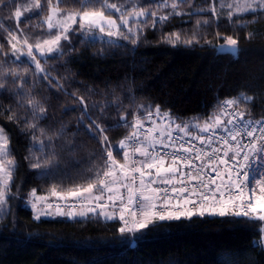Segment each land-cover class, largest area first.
<instances>
[{
    "label": "trees",
    "instance_id": "obj_1",
    "mask_svg": "<svg viewBox=\"0 0 264 264\" xmlns=\"http://www.w3.org/2000/svg\"><path fill=\"white\" fill-rule=\"evenodd\" d=\"M123 2L126 7L133 3L155 7L158 0ZM210 2L189 0L195 8H207ZM75 3L64 0L65 10L71 11ZM11 8L12 0L7 7H0V24L15 28L16 21L9 18ZM180 11L185 14L172 16L156 28L149 22L136 45L121 40L113 46L105 39L72 34L71 43L62 42V54H36L46 73H30L22 89L13 90L11 78L4 77L8 88L0 89V127L11 139L17 169L13 194L0 213V264H264L261 222L243 217L196 216L158 222L141 232L121 235L117 231L122 223L119 219L89 214L37 220L23 204L29 190L49 192L52 185H58L59 190L73 188L84 184L103 164L106 146L87 131L88 116H100V122L108 126L106 135L117 159H121L118 142L130 131L122 126L120 116L143 113L140 105L151 107L153 112L158 105L175 123L191 125L216 111L221 101L243 94L252 100L240 103L239 110L250 111L247 118L264 117V13H247L235 23L227 18L226 9L220 10L223 14L218 20L207 11H193L188 4ZM33 15L36 18L23 17L20 27L29 37L46 35L33 27L40 23L38 14ZM204 18L210 23L197 28L196 21ZM173 32L185 39L195 32L200 43L173 47L163 42L162 37ZM217 32L239 38L235 53L219 46L223 39H217ZM5 35L0 32V43L6 44ZM10 67L34 69L25 57L16 61L0 55V73ZM44 75L53 80L52 85ZM57 84L63 89L58 90ZM73 92L84 96L89 104L82 123V107L68 95ZM29 97L47 108L46 118L39 123L47 135L63 130L54 147L46 149L55 152V163L45 170L32 169L25 159L32 147L31 133L22 122L26 109L19 105ZM93 104L104 106L105 111L101 114L91 107ZM9 108L21 117L20 123L9 120Z\"/></svg>",
    "mask_w": 264,
    "mask_h": 264
},
{
    "label": "snow or ice",
    "instance_id": "obj_2",
    "mask_svg": "<svg viewBox=\"0 0 264 264\" xmlns=\"http://www.w3.org/2000/svg\"><path fill=\"white\" fill-rule=\"evenodd\" d=\"M186 4L195 12L211 13V18L217 20L223 14L220 10L226 9L227 18L235 23L247 13H264V0H211L207 8H195L189 0H158L155 7L134 3L126 7L123 0L119 3L76 0L71 11L65 10L64 0H19V3L12 0L9 18L16 21V26L11 28L0 24V32L6 33L2 37L6 44L0 43V55L11 56L16 61L25 57L34 69L23 67L18 71L10 67L0 73V89L8 88L4 77L11 78L15 90L25 86V77L30 73L34 76L46 73L36 53L39 56L62 54V42L71 43L72 34L107 37L113 46H118L121 40L136 45L149 22L156 28L172 16L183 15L185 13L180 8ZM7 6L8 0H0V7ZM164 9L169 11L158 14ZM33 14H38L40 19V23L33 27L46 35L29 37L20 27L21 19L26 15L36 18ZM209 23L208 18L198 19L196 27ZM251 35L248 34L249 38ZM216 37L223 39L220 47L238 49V37L220 32ZM162 39L175 47L178 44H198L201 38L195 32L186 39L181 33L173 32L165 34ZM43 78L53 84L48 75ZM55 86L58 90L63 89V85ZM15 94L19 95V92ZM68 95L82 107V123L88 116L89 104L76 92ZM250 100L252 97L241 94L221 101L216 111L206 118H197L191 125L188 122L175 123L170 113L162 112L158 105L154 112L151 107L140 105L143 113L130 112L120 116L122 126L130 129L118 142L121 159L113 154L106 135L108 126L100 122V116L96 119L88 116L87 131L106 146L103 164L84 184L67 190L52 185L49 192L55 201L49 196L37 195V190L32 189L27 203L34 218L38 220L44 215L73 218L94 214L119 219L122 223L117 231L124 235L141 232L158 222L191 220L196 216L243 217L261 222V243L264 244V117L257 120L245 118L251 112L239 110V105ZM19 106L26 109L22 122L31 133L32 147L25 159L34 170L49 169L55 163V152L46 149L54 147V140L62 136L63 130L47 135L45 129L39 127L40 121L47 116V108L35 97L27 98ZM91 107L101 114L105 111L104 106L93 104ZM8 113L9 120L21 122V117L13 109L9 108ZM146 122L151 126L146 128ZM16 169L11 139L0 127V213L7 208L13 194Z\"/></svg>",
    "mask_w": 264,
    "mask_h": 264
},
{
    "label": "rangeland",
    "instance_id": "obj_3",
    "mask_svg": "<svg viewBox=\"0 0 264 264\" xmlns=\"http://www.w3.org/2000/svg\"><path fill=\"white\" fill-rule=\"evenodd\" d=\"M85 38H88V39H105V40H108L107 37H98V36L97 37H85ZM36 54L39 56L38 53H36ZM41 57H44V56H41ZM153 118H155V116ZM191 131H193V133L196 132L195 130H191ZM31 190H29L28 193L26 194V196L24 197L23 204L32 210V208L30 207V205L27 203V201L29 199V193L31 192ZM37 195H45V196H49L50 197V192H38L37 191ZM50 200L51 201H55V198L54 197H50ZM42 207H43V205H42ZM32 212H33V210H32ZM33 216H34V212H33ZM207 216H211V215H207ZM58 217H67V216H58V215H44V216H41V218H58ZM211 217H213V216H211ZM67 218H69V217H67ZM73 218H83V217L76 216V217H73ZM73 218H69V219H73ZM103 218L106 219L105 217H103Z\"/></svg>",
    "mask_w": 264,
    "mask_h": 264
},
{
    "label": "built area",
    "instance_id": "obj_4",
    "mask_svg": "<svg viewBox=\"0 0 264 264\" xmlns=\"http://www.w3.org/2000/svg\"><path fill=\"white\" fill-rule=\"evenodd\" d=\"M246 119H249V118H247V117H245ZM154 119V118H153ZM250 119H253V120H257V119H260V118H257V119H255V118H250ZM151 125L150 124H148L147 122H146V124H145V127L147 128V127H150ZM174 135H179V133H175L174 132ZM194 143H197L198 144V142H196V141H194ZM213 175H214V173H213Z\"/></svg>",
    "mask_w": 264,
    "mask_h": 264
},
{
    "label": "water",
    "instance_id": "obj_5",
    "mask_svg": "<svg viewBox=\"0 0 264 264\" xmlns=\"http://www.w3.org/2000/svg\"><path fill=\"white\" fill-rule=\"evenodd\" d=\"M224 51L228 52V53H235L236 52V50H233V49H231V48H229L227 46L225 47Z\"/></svg>",
    "mask_w": 264,
    "mask_h": 264
},
{
    "label": "crops",
    "instance_id": "obj_6",
    "mask_svg": "<svg viewBox=\"0 0 264 264\" xmlns=\"http://www.w3.org/2000/svg\"><path fill=\"white\" fill-rule=\"evenodd\" d=\"M158 119V118H157ZM157 122L159 123L160 121H159V119L157 120ZM173 127H174V125H173Z\"/></svg>",
    "mask_w": 264,
    "mask_h": 264
}]
</instances>
